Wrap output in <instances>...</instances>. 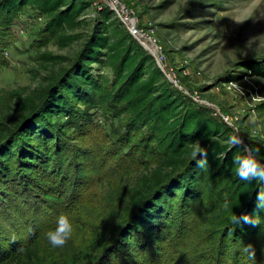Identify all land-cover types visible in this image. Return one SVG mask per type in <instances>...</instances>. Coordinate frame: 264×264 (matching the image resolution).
Listing matches in <instances>:
<instances>
[{"label": "rangeland", "instance_id": "1", "mask_svg": "<svg viewBox=\"0 0 264 264\" xmlns=\"http://www.w3.org/2000/svg\"><path fill=\"white\" fill-rule=\"evenodd\" d=\"M87 2L80 16L84 23L75 30L82 36L65 47H60L54 35L46 30L47 17L35 6H22L8 27L5 28L6 23L1 24L0 124L9 126L20 117L22 111L18 106L25 96L33 95L38 99L41 93L49 89L47 86L52 79L68 68L82 45L84 35L90 32L95 22L101 20L104 13L110 23H115L118 16L116 10H124V13L132 10L129 17L134 19L137 27L134 38L166 72L163 73L168 81L186 96L208 107L215 117L220 116L232 126L231 131L242 139L244 150L259 147L260 152L254 155L264 163V74L251 73L250 69L241 66V63L252 60L264 64V47H255L258 41L253 39L256 37L264 42V36H261L264 35V0ZM130 23L122 21L128 31ZM7 32L8 36L3 37L2 34ZM250 40L252 45L248 46ZM156 56L160 62H157ZM116 67L106 62L93 64L90 73L99 82V87H103L97 97L100 107L93 110L94 121L92 119V125L85 130L77 124L66 127L62 123L57 127L59 145L52 146L56 148L52 153L57 158L55 164L40 170L27 168L24 171L27 177H23L20 165L13 168L14 156H10L6 150L8 148L4 147L9 140L5 138L8 135L2 136L0 161L5 162L4 170L17 176V184L16 188L15 183L7 185L4 192L6 189L8 193L4 195L0 192V196H3L0 197V233L4 231L3 235L23 241L29 234L38 238L43 234L46 236L47 230L54 226L55 218L63 213L72 221L73 232L69 241L75 245L89 246V240H94L93 233H101L110 239L115 237L131 206L126 200L141 185L144 175H148L146 163L150 162V166L156 168L159 159V155L150 153L156 141L153 139L156 132L154 122L143 124L131 118L130 130L126 134L124 127L130 114L116 112L114 107L104 103L114 84ZM109 98L115 105L121 102L120 99ZM55 119L51 117L48 120L53 127L57 123L53 121ZM29 122L15 129L14 137L19 136L17 133ZM52 135L57 137L55 133ZM119 135L124 136L122 140H119ZM34 143L37 145L35 148L23 151L24 159L34 161L33 150L37 148L43 154L48 151L41 148L42 142ZM13 146L17 144L13 143ZM30 151L32 155L28 157ZM47 154L50 156V153ZM15 161H18L17 158ZM1 174L0 188L7 179ZM210 186L207 185L206 189H211ZM194 207L196 211L199 210L193 212L198 216L193 217L189 229L196 226L189 230L186 220L184 224L193 236L191 241L198 247L199 237L206 239L201 231L204 208L199 203H195ZM120 210H123L122 220L116 222L115 214ZM217 231L218 243L224 236L220 229ZM259 235L264 237V234ZM171 236L169 244H162L164 248L161 252L174 255V264H198L204 259L207 264H215L211 245L207 247L202 242V250L198 254L190 247L176 250V241L170 244ZM228 239H224V245L234 256V246ZM259 240H256L258 247L255 246L254 250L249 248L250 245L245 250L243 257L246 264H264V256L261 255L263 259H260L258 255L259 250L264 255V241L259 246ZM239 244L238 252L245 245ZM55 248L62 250L63 246ZM162 254L159 264H173L162 259ZM107 257L110 263L117 264L111 255ZM127 262L132 263L130 260ZM80 264L97 262L82 261Z\"/></svg>", "mask_w": 264, "mask_h": 264}, {"label": "trees", "instance_id": "2", "mask_svg": "<svg viewBox=\"0 0 264 264\" xmlns=\"http://www.w3.org/2000/svg\"><path fill=\"white\" fill-rule=\"evenodd\" d=\"M87 1L90 0H0V26L6 23L5 28L8 27L22 6L32 5L45 14L46 30L54 35L60 47H65L82 36L75 30L84 23L80 16ZM2 35L6 38L8 32ZM84 36L68 68L56 75L47 86L49 89L45 91H50H44L38 99L33 95L25 96L18 106L22 111L20 117L9 126L0 124V140L3 135L9 138L4 147L8 148L6 150L10 156H14L13 168L20 165L23 170L21 175L27 177L24 174L27 168L40 170L55 164L57 158L52 153L56 148L52 146L59 145L57 127L62 123L66 127L77 124L85 130L92 125V112L100 107L97 97L103 87H99V82L93 78L90 70L93 64L102 62L117 66L114 84L111 88L107 87L110 92L104 99L105 105L114 107L116 112L130 114L124 127L126 134L130 130L131 118L143 124L154 122L156 132L153 133V139L156 141L150 153L159 155L158 166L153 168L150 162L146 163L148 175H144L141 185L126 200L131 205L126 211L127 216L122 220L123 210L115 214L116 222L121 219L123 224L119 225L113 239L93 233L94 240H89L90 245L87 247L68 240L62 250H57L44 234L39 238L29 234L23 241L5 236L2 231L0 264H80L82 261L116 264L109 262L107 256L110 255L117 264H129L128 260L132 261L130 264H159L164 248L162 244H169L170 235V244L176 241V250L190 247L198 254L204 242L207 247L211 245L209 247L213 249L215 264H246L243 254L248 246L254 250L258 247L256 240L260 238L259 246L264 241V237L259 235L264 234V209L258 208L256 204L257 193L264 191V183L258 180L244 181L236 174L237 158L245 150L242 144L230 143L232 126L172 85L154 58L124 28L118 16L115 17V23H110L104 13L101 20L95 22ZM241 66L250 69L251 73L264 74V64L259 61L241 63ZM109 97L120 99L121 102L115 105ZM51 117L57 121L54 127L48 121ZM27 121H30L28 125L17 133L19 136L14 137V130ZM122 136L119 135V140ZM38 141L42 142V149L48 150L45 154L50 153V156H45L37 148L33 150L34 161L24 159L23 151L35 148L37 145L34 142ZM196 142L207 152L208 163L203 168L196 163L199 157L192 156ZM13 143L17 146H13ZM30 155L31 151L27 156ZM16 158L18 161H15ZM5 168V162L0 161V174L7 178L0 188L3 195L8 193L6 189L4 192V188L17 180V176L9 174ZM207 185H211V189H206ZM195 203L204 208L201 231L206 239L199 237L198 247L191 241L193 236L189 231L196 226L189 229L193 217L198 216L193 213L199 211H196ZM254 219L258 222H254ZM185 220L189 230L184 224ZM219 229L224 238L217 243ZM227 238L234 246V256L224 245V239ZM239 243L245 245L238 252ZM258 255L263 259L261 250ZM173 256L163 253L162 259L174 264L176 257ZM198 264H207V261L204 259Z\"/></svg>", "mask_w": 264, "mask_h": 264}, {"label": "clouds", "instance_id": "3", "mask_svg": "<svg viewBox=\"0 0 264 264\" xmlns=\"http://www.w3.org/2000/svg\"><path fill=\"white\" fill-rule=\"evenodd\" d=\"M264 36V35H261ZM257 40L258 43L255 47H264V42ZM252 45V41L248 42V46ZM234 83V82H233ZM236 84V83H234ZM237 86V85H236ZM238 87V86H237ZM230 143L233 145L243 144L241 138L237 135L233 134L229 137ZM260 148H252L246 149L245 152L237 158L238 167L236 169V174L244 181H260L264 183V163H261L254 153H259ZM193 157H199L196 160V163L200 167H204L207 165V152L202 150L201 146L198 142L195 143L192 152ZM257 207L264 209V191L257 193ZM254 222H258L254 219ZM73 232L72 221L66 214H59L54 221V226L49 228L46 232V237L49 243L53 247H61L67 243V241L71 238Z\"/></svg>", "mask_w": 264, "mask_h": 264}, {"label": "built area", "instance_id": "4", "mask_svg": "<svg viewBox=\"0 0 264 264\" xmlns=\"http://www.w3.org/2000/svg\"><path fill=\"white\" fill-rule=\"evenodd\" d=\"M116 11H117V15H118V17H120L122 21H124V22H125V21H129V22H131L130 25L128 26V29H129V31H130V33H131L132 35H135V34L137 33V27L135 26L134 19L131 18V17H129V13H131L132 10H130L131 12H128V11L126 10L125 13H124V10H119V9H118V10H116ZM155 59H157V62H160L157 56L155 57ZM160 67H161V66H160ZM161 70H162V69H161ZM163 72H165V71H163ZM165 73H166V72H165Z\"/></svg>", "mask_w": 264, "mask_h": 264}, {"label": "water", "instance_id": "5", "mask_svg": "<svg viewBox=\"0 0 264 264\" xmlns=\"http://www.w3.org/2000/svg\"><path fill=\"white\" fill-rule=\"evenodd\" d=\"M147 49V47H145Z\"/></svg>", "mask_w": 264, "mask_h": 264}]
</instances>
